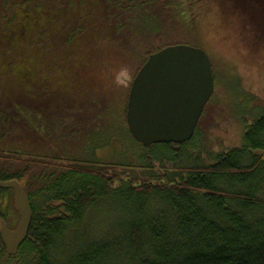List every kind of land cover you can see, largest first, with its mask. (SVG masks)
<instances>
[{
	"label": "trees",
	"instance_id": "16d2710c",
	"mask_svg": "<svg viewBox=\"0 0 264 264\" xmlns=\"http://www.w3.org/2000/svg\"><path fill=\"white\" fill-rule=\"evenodd\" d=\"M184 2L0 0V181L16 179L32 212L15 264H264V112L245 121L240 146L208 164L184 163L201 138L197 127L182 143L136 141L143 153L135 165L102 161L101 148L77 158L58 151L103 120L100 133L113 122L134 140L125 119L130 83L148 55L186 44L162 43L169 31L190 34L174 17ZM115 104L122 115H110ZM12 139L20 146H2ZM105 199L120 211L104 227L92 212ZM0 248L6 255L1 239Z\"/></svg>",
	"mask_w": 264,
	"mask_h": 264
},
{
	"label": "rangeland",
	"instance_id": "374dc122",
	"mask_svg": "<svg viewBox=\"0 0 264 264\" xmlns=\"http://www.w3.org/2000/svg\"><path fill=\"white\" fill-rule=\"evenodd\" d=\"M212 1L214 0H193L188 4L181 0L184 3L181 9L176 10L174 17L178 22L190 25L192 30L189 28L190 34L169 31L162 38L163 44L181 41L192 46L198 45L206 51L212 65L214 92L197 126L196 133L201 132V138L192 141L193 143L189 144L192 145L191 147L187 145L188 155L192 158L188 161L184 160L187 165L194 162L208 164L213 155L240 146L245 132V123L248 119L255 118L264 112V21H262V14L252 12V8L247 7L245 13L244 10H237L229 14L225 10L223 15L217 10L220 0H216L218 3ZM223 2L226 3L228 0H223ZM190 12H195L196 17L193 18ZM258 23L262 24V28L256 25ZM2 80L3 75L0 74V81ZM14 82L15 88L25 89V84L15 80ZM118 82L119 86H125L128 82L127 73L120 72ZM8 84L10 85L9 81ZM123 89L124 87L121 88ZM3 94L7 101L10 93L3 92ZM116 107L117 109H110L111 116H115L117 111L122 112V105L119 104L118 108L117 104ZM108 117L106 118L109 119ZM106 122L108 120H105ZM28 123L30 127H33L31 121ZM103 123L104 120L99 121L91 131L84 135L67 137L65 145L59 147L58 151L61 150L65 156L77 158L86 152L89 156L92 151L96 153V148H101V151L97 149L99 151L97 158L102 161L106 162L105 159L109 160V158H114L111 156H115L124 163L125 161H131L132 165L139 163L142 159V147L119 131L120 129L115 131L116 124L113 122V129L100 133ZM36 131L40 135L43 134L41 126ZM111 135H115L116 138L114 139ZM17 141L12 139L2 146L10 150L12 147L20 146V141ZM25 146L30 149L32 142L26 141ZM41 149L43 152H39L40 155L46 150L42 147ZM110 152L115 154H109ZM35 153L38 151L36 150ZM54 156L61 157L57 154ZM11 171L16 170L10 169ZM119 211L115 201L105 199L94 208L92 216H95L99 224L105 227L106 222L112 221Z\"/></svg>",
	"mask_w": 264,
	"mask_h": 264
},
{
	"label": "water",
	"instance_id": "95a60500",
	"mask_svg": "<svg viewBox=\"0 0 264 264\" xmlns=\"http://www.w3.org/2000/svg\"><path fill=\"white\" fill-rule=\"evenodd\" d=\"M213 91L211 61L204 49L188 44L165 46L148 55L130 83L125 112L128 131L144 147L185 142L193 136ZM0 187L13 190L19 214L13 230L0 222L3 245L14 255L27 236L32 212L16 179L0 181Z\"/></svg>",
	"mask_w": 264,
	"mask_h": 264
},
{
	"label": "flooded vegetation",
	"instance_id": "af4514ba",
	"mask_svg": "<svg viewBox=\"0 0 264 264\" xmlns=\"http://www.w3.org/2000/svg\"><path fill=\"white\" fill-rule=\"evenodd\" d=\"M254 1H256V2L253 3L250 0H244V2H242L241 0L240 1L239 0L238 1L232 0V1H228L229 4L226 5L225 8L219 9V7H218L217 10H218V12H220L223 15L225 13V10H227L229 14H230V12H236L237 10H239V11L244 10V13H245V11L247 10V7L249 6L252 8V12H255V13L259 12L260 14H262V17H263L262 21H264V0H254ZM229 14H227V15H229ZM212 94H211V96H212ZM211 96H210V98H211ZM210 98H209V100H210ZM203 112H204V109H203ZM203 112H202V114H203ZM202 114H201V116H202ZM199 120H200V118H199ZM196 127H197V125H196ZM195 130H196V128H195ZM0 200H1L0 212L3 216L0 218V222L4 221L7 228L10 230H13L16 228L17 223L19 221V214H18V211H17L15 204H14V192L12 195H11V193H9L7 191L1 193L0 194ZM0 239H1V236H0ZM21 244L19 245L17 252L14 255H10L6 252V249H5L3 242L1 240V246L3 247V250L6 253V255L3 254V256L0 257V260L3 262V264H15V262H17L16 258L19 255ZM1 250L2 249L0 248V251Z\"/></svg>",
	"mask_w": 264,
	"mask_h": 264
}]
</instances>
